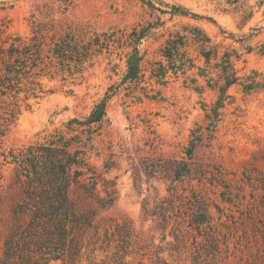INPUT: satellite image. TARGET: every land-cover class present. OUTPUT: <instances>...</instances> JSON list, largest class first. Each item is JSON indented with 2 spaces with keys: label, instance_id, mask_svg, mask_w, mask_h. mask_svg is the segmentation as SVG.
Returning <instances> with one entry per match:
<instances>
[{
  "label": "rangeland",
  "instance_id": "rangeland-1",
  "mask_svg": "<svg viewBox=\"0 0 264 264\" xmlns=\"http://www.w3.org/2000/svg\"><path fill=\"white\" fill-rule=\"evenodd\" d=\"M152 2L168 13L161 14L140 0H70L68 4L60 0H0L4 37L31 40L36 30L50 42L67 33L121 36L153 24L139 46L144 74L140 84H122L131 47L126 41H117L110 51L95 53L69 82L40 78L46 93L23 103L21 114L0 139L1 147L7 155H17L32 145L46 143L56 131L67 133L69 121L89 116L108 89L119 86L108 103L107 121L85 149L90 171L81 169L86 173L81 183L88 184L89 178L96 176L94 196L79 185L68 192L76 215L90 218L87 238H104L128 224L134 232L133 249L142 239L153 258H144L143 264H162L158 258L168 264H264V0H240L238 5H227L225 0ZM173 6L212 18L218 26L207 19L172 16ZM191 27L201 28L214 43L240 56L233 58L240 83L224 96L208 84L210 79L218 80L216 70L209 69L207 77H199L197 69L187 70V66L184 74L169 73L164 85L152 78L154 65L166 63L162 51L170 36L185 35ZM188 58L205 67L197 52L190 51ZM253 82L257 84L254 89H244ZM218 104L221 108L214 118ZM198 129L211 134L193 157L207 171L206 177L201 182L178 184L175 190H169L170 181L148 179L143 163L187 160L186 150ZM16 169L13 163L0 169V261L4 241L15 223L13 208L23 199ZM104 184L114 192L108 207L98 201L107 198ZM172 194L190 199H184L187 202L181 211L170 208L166 215L172 218L167 223L152 214L161 213L160 207L167 206L162 201ZM193 194L204 206L194 201ZM200 207L207 211L210 222L198 229L189 214L198 213ZM178 222L184 234L182 243L174 237ZM92 247L85 251L81 264L140 261L133 256L125 261L115 257L113 247L94 251Z\"/></svg>",
  "mask_w": 264,
  "mask_h": 264
},
{
  "label": "trees",
  "instance_id": "trees-1",
  "mask_svg": "<svg viewBox=\"0 0 264 264\" xmlns=\"http://www.w3.org/2000/svg\"><path fill=\"white\" fill-rule=\"evenodd\" d=\"M70 3V0H60ZM155 8L152 0H140ZM247 1V0H246ZM240 0H225L227 5H238ZM246 10L248 7L244 4ZM241 9H245L240 7ZM169 12L172 16H191L194 19H207L214 25L218 23L212 18H203L191 14L188 10L180 7H171ZM161 14L167 11L157 9ZM37 21L35 22V24ZM3 25L0 24V139L9 130L22 112L25 101L31 97L40 98L46 91L40 78L55 80L61 78L63 82H69L74 74L81 73L85 64L92 60L95 53L110 51L111 46L117 41H126L131 47L127 54V70L122 84L127 82L140 84L144 79L141 55L139 46L147 36L153 24L134 29L131 33H122L121 36L113 34H94L81 37L73 33H67L58 40L47 39L40 30L34 32V37L27 40L22 37H4ZM187 34H172L163 48L162 56L166 63H156L152 70V78L160 85L167 83L169 73L178 75L186 73L187 70L197 69L199 77H207L208 70H216L218 80H208L213 89H219L224 96L227 90L240 83L237 71L234 68L233 58H240L235 50L227 51L221 43H214L207 33L199 27H191ZM88 37V38H87ZM224 49V51H223ZM190 51L198 53L200 61H204L205 67L195 64V60L188 58ZM215 62V63H213ZM187 66H189L187 68ZM193 83L197 80L193 79ZM257 84H245L244 89L251 91ZM119 86H111L105 97L95 105L89 116L85 118H74L69 121L67 133L56 131L49 136L46 143H37L17 155H7L0 144V169L8 163L17 166V183L20 184L23 193L21 202L13 208L14 225L4 241L3 257L0 264H53L57 261H65L69 264H81L85 251L93 246L96 249H111L117 251L114 256L123 259L133 256L142 260L149 257L152 260L148 245L142 239L137 243L136 250L133 249L134 232L130 225L118 228V233L107 234L104 238L97 236L88 239L90 227L87 216H77L72 203L69 200L68 192L72 186H80L86 194L94 196L97 188V177H90L88 184L81 183V177L86 173L82 168H88L85 149L90 145L93 137L99 135L105 121H107V107L110 100L116 95ZM25 98L22 99L21 95ZM27 106H29L27 104ZM221 104L214 109V118L218 117V110ZM211 117L208 116V119ZM210 128H207L209 130ZM71 137L68 138V135ZM211 137L201 129L193 132L192 140L186 150L188 155L185 158H174L170 160L157 159L144 162V171L148 179H158L171 182L169 190L176 188L178 184L192 182L198 179L200 182L206 177L207 171L203 166L194 162V153L204 145ZM10 158L12 161L10 162ZM0 172V187L2 181ZM107 198L100 199L102 207L110 206L114 198L113 191L104 184ZM194 201L199 206H204L201 200L193 194ZM188 197L172 194L169 199L162 201L166 207H160V215L164 222H169L172 216H167L171 209L184 207ZM175 201H180L175 205ZM188 205V203H187ZM201 210V207H200ZM177 215H175L176 217ZM191 222L201 226L210 222L206 210L198 213H190ZM175 228V240L182 243L184 237L181 222ZM123 232V234H120ZM157 262L168 264L164 259L158 258Z\"/></svg>",
  "mask_w": 264,
  "mask_h": 264
}]
</instances>
